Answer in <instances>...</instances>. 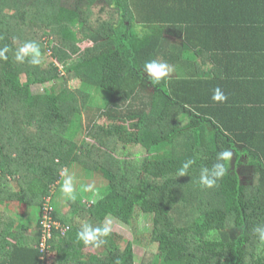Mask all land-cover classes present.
I'll return each mask as SVG.
<instances>
[{
    "label": "trees",
    "instance_id": "obj_1",
    "mask_svg": "<svg viewBox=\"0 0 264 264\" xmlns=\"http://www.w3.org/2000/svg\"><path fill=\"white\" fill-rule=\"evenodd\" d=\"M102 2L0 0V48H9L0 60V264H137L134 240L122 248V236L112 230L93 248L76 233L85 222L97 227L112 216L131 226L141 215L152 227L140 264H264L254 231L264 226V136L248 140L231 125L226 103L202 88L190 90V80L148 81L143 64L164 47L134 31L135 1ZM26 41L38 43L51 63L15 61ZM74 79L79 87L57 85ZM36 85L50 88L35 94ZM98 93L106 99L96 107ZM225 149L234 154L228 172L201 189L200 170ZM242 155L250 156L247 172ZM188 159L195 161L189 175L178 177ZM65 169L100 197L78 189L66 214L52 205L54 219L69 230L56 231L42 253V209ZM32 206L34 228L21 219Z\"/></svg>",
    "mask_w": 264,
    "mask_h": 264
},
{
    "label": "crops",
    "instance_id": "obj_2",
    "mask_svg": "<svg viewBox=\"0 0 264 264\" xmlns=\"http://www.w3.org/2000/svg\"><path fill=\"white\" fill-rule=\"evenodd\" d=\"M133 1L134 31L164 47L157 58L174 67L171 79L194 82L189 89L206 97L221 88L231 125L248 140L264 136V0ZM249 159L241 156L244 172Z\"/></svg>",
    "mask_w": 264,
    "mask_h": 264
},
{
    "label": "clouds",
    "instance_id": "obj_3",
    "mask_svg": "<svg viewBox=\"0 0 264 264\" xmlns=\"http://www.w3.org/2000/svg\"><path fill=\"white\" fill-rule=\"evenodd\" d=\"M137 33L140 38H143V32L140 26L137 27ZM8 51V46L0 48V60L8 59ZM14 59L19 63L27 61L30 65L39 66L42 63L40 46L35 41H26L15 50ZM142 72L146 75V79L153 85H159L161 83H166L171 79L172 74L174 73V67L168 62L157 58L144 62ZM211 99L217 103H224L227 101L228 97L221 88L217 87L213 90ZM233 155L231 149L219 151L216 155L215 163H213L210 168L203 167L200 170L198 184L201 189H211L216 186L217 182L228 172L227 165L232 160ZM194 163L195 161L193 159H188L183 162L177 171V176H188L189 169ZM60 176L62 181L60 183L61 193L67 199L75 201L77 197L76 189L74 187V176L69 174L67 169L61 171ZM84 190L92 192L96 198L100 197V193L95 189L94 185H86ZM111 225L112 221L107 217L105 218L103 225L97 227L85 222L77 231L76 238L85 247L99 248L107 242L106 237L112 232ZM254 231L260 244L264 245V226H257Z\"/></svg>",
    "mask_w": 264,
    "mask_h": 264
},
{
    "label": "rangeland",
    "instance_id": "obj_4",
    "mask_svg": "<svg viewBox=\"0 0 264 264\" xmlns=\"http://www.w3.org/2000/svg\"><path fill=\"white\" fill-rule=\"evenodd\" d=\"M52 58L50 57L49 53L45 56L42 57V65L43 66H47L51 63ZM69 86V87H79L80 83H78L75 79L74 80H68L66 83L65 82H59L57 85L59 86H63V85ZM50 88V85H36L32 87V91L35 94L38 93H43L44 91H47ZM96 96V101L97 103L95 104L98 106H102L105 103V95H103L102 93H98V94H94ZM94 106V107H95ZM96 106V107H98ZM86 119V118H85ZM85 122H87L85 120ZM103 124H107L102 122ZM123 146L119 145L118 148V155H121V153H123ZM133 151L138 152V155H142L145 154L144 149L142 148H136ZM74 176V174H73ZM87 179L91 182H94L95 184L100 183V178L97 177L96 175L94 176V174H88ZM80 180L78 177L74 176V187L76 189V192L78 194L79 190H81L80 193L83 192L84 194V190H83V186H79ZM82 181V180H81ZM15 189L17 190L16 186H14ZM85 197V196H84ZM96 197H93L92 199H94ZM52 199H54L52 205L54 207H59V210L61 213L66 214L69 210H70V205L67 201V198L63 196V194L61 193L60 189L57 191V193H54V196L52 197ZM85 200L88 202L89 200H87V198H85ZM90 203V202H89ZM58 204V205H57ZM27 211L23 214V217L21 218L26 224H28V226H33L34 228V222L36 221L37 217H38V213H37V206H32L26 209ZM115 217L109 216L108 219H110L112 221V230L117 232L118 234H120L123 238L122 240V248H125L128 241L134 240L135 241V259H136V263L140 264L142 262V259L145 257L146 251L148 249V245H149V241H150V237H149V230L152 227V223L150 222V219H148L149 217H146L144 215H141L139 217V219H137L136 221L133 222V224L131 226H125L124 224L121 223V221L119 219H114ZM95 249H89V252H94Z\"/></svg>",
    "mask_w": 264,
    "mask_h": 264
},
{
    "label": "built area",
    "instance_id": "obj_5",
    "mask_svg": "<svg viewBox=\"0 0 264 264\" xmlns=\"http://www.w3.org/2000/svg\"><path fill=\"white\" fill-rule=\"evenodd\" d=\"M55 209L52 206V197L46 198L45 204L42 209V218H41V241L39 248L42 253H46L49 246V241L55 238V232H59L62 235H65L69 230V227H64L61 222L54 219L53 213Z\"/></svg>",
    "mask_w": 264,
    "mask_h": 264
}]
</instances>
